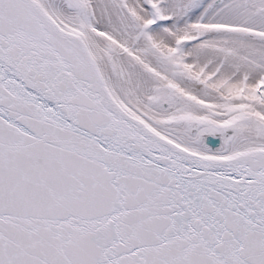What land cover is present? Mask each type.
I'll use <instances>...</instances> for the list:
<instances>
[{"label": "snow or ice", "instance_id": "obj_1", "mask_svg": "<svg viewBox=\"0 0 264 264\" xmlns=\"http://www.w3.org/2000/svg\"><path fill=\"white\" fill-rule=\"evenodd\" d=\"M0 264H264V0H0Z\"/></svg>", "mask_w": 264, "mask_h": 264}]
</instances>
